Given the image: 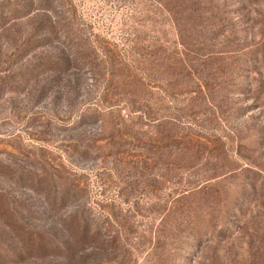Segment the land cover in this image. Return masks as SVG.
I'll list each match as a JSON object with an SVG mask.
<instances>
[{"label":"rangeland","instance_id":"rangeland-1","mask_svg":"<svg viewBox=\"0 0 264 264\" xmlns=\"http://www.w3.org/2000/svg\"><path fill=\"white\" fill-rule=\"evenodd\" d=\"M0 264H264V0H0Z\"/></svg>","mask_w":264,"mask_h":264},{"label":"trees","instance_id":"trees-1","mask_svg":"<svg viewBox=\"0 0 264 264\" xmlns=\"http://www.w3.org/2000/svg\"><path fill=\"white\" fill-rule=\"evenodd\" d=\"M80 58H81V57H80ZM60 63L62 64L63 62H60ZM145 85H147V86H148V84H147V83H146V84H145V83H143V86H145ZM70 221H71V220H70V219H68V220H67V222H66V224H67V223H70ZM71 227H73V225H70V224H69V225H67V226H66V231H67V232L69 231L70 233H71V232H73V231H74V229H73V228H71ZM83 228H84V227L82 226V227H81V230H83V231L85 230V231H86V229H85V228L83 229ZM75 231H76V230H75ZM71 260H72V259H71Z\"/></svg>","mask_w":264,"mask_h":264}]
</instances>
